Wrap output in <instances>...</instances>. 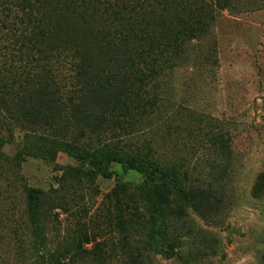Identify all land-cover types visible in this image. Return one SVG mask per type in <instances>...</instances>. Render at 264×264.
Segmentation results:
<instances>
[{
  "label": "rangeland",
  "instance_id": "1",
  "mask_svg": "<svg viewBox=\"0 0 264 264\" xmlns=\"http://www.w3.org/2000/svg\"><path fill=\"white\" fill-rule=\"evenodd\" d=\"M231 1L233 6L216 9L202 24L186 13H168L172 30L202 29L190 36L184 64L160 74L155 87L151 83L149 97L157 96L156 106L139 131L116 128L112 133L102 126L96 132L100 140L94 141L115 143L123 151L155 149L171 161L183 156L190 165L202 166L205 157H214L215 146L209 143H216V161L231 164L224 176L212 174L221 192L198 196L201 209L187 206L158 252L153 248L157 225L137 192L143 179L139 172L112 162L109 168L116 175L111 178L79 182L67 177L58 183L55 165L76 167L78 160L64 152L55 161L26 157L20 179L3 185L0 193V207L14 221L13 234L11 228L1 233L6 238L0 257L6 264H23L19 235L31 188L43 189L59 203L47 211L50 251L40 264H264V0ZM123 66L117 62L112 70L124 72ZM137 90L135 85H104L94 97L123 102L119 93ZM14 135L16 140L4 147L9 155L20 147L23 131ZM34 135L50 137L46 132ZM116 184L123 187L119 194L112 192ZM125 194L133 217L124 212Z\"/></svg>",
  "mask_w": 264,
  "mask_h": 264
},
{
  "label": "trees",
  "instance_id": "2",
  "mask_svg": "<svg viewBox=\"0 0 264 264\" xmlns=\"http://www.w3.org/2000/svg\"><path fill=\"white\" fill-rule=\"evenodd\" d=\"M233 3L0 0V193L3 185L10 187L20 179V164L26 157L55 161L57 154L64 152L78 160L76 167L55 165L60 172L55 175L58 183L67 177L79 182H92L97 176L111 178L116 173L109 164L122 163L143 177L137 192L157 225L153 248L162 252L160 244L172 225L183 219L186 207L201 209L198 196L221 192L222 187L217 186L220 181L212 174L224 176L231 164L216 161L220 152L216 143H209L211 148L215 146L213 158L205 157L203 166L190 165L183 156L179 158L182 161H171L155 149L141 152L128 147L123 151L115 143H94L100 140L96 132H101L102 126L112 133L116 128L139 131L157 100L156 95L149 97L151 83L155 87L160 74L184 64L182 54L190 36L202 29L172 30L167 27L171 24L169 12L186 13L202 24L216 9ZM156 13L161 14L157 19ZM165 28L169 34L162 31ZM117 62L124 65V72L112 70ZM104 85L124 89L135 85L138 90L131 95L119 93L123 102L104 95L94 97ZM15 130L23 131L21 145L9 155L4 147L16 140ZM42 132L50 137L38 139L34 135ZM187 148L189 155L193 147ZM122 188L116 184L112 192L119 194ZM127 199L125 194L124 212L133 217L129 208L132 201L127 203ZM24 203L19 235L22 263L40 264L50 251L47 211L59 203L41 188L27 190ZM13 225L9 213L1 209L0 244L6 238L1 235L3 230L11 228L8 231L13 234ZM0 264H6L1 257Z\"/></svg>",
  "mask_w": 264,
  "mask_h": 264
}]
</instances>
